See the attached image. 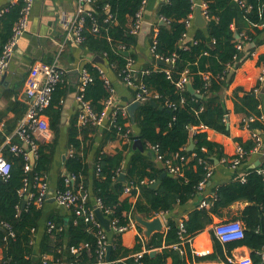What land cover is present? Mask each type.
<instances>
[{
	"label": "trees",
	"instance_id": "obj_1",
	"mask_svg": "<svg viewBox=\"0 0 264 264\" xmlns=\"http://www.w3.org/2000/svg\"><path fill=\"white\" fill-rule=\"evenodd\" d=\"M241 2L246 4L245 7L241 6ZM142 4L143 0H95L92 18L97 21L98 32L92 31L94 20L87 17L85 40L81 46L105 59L106 74L111 70L118 77L123 74L130 60L137 59L134 48L138 45V35L133 34L132 30ZM207 5L209 19L206 28L192 30L187 25L190 15L195 11L192 0H163L160 3L158 17L166 22L165 25L157 24L151 33L154 36V31L157 32L153 64L145 66L134 78L136 83L142 82L159 93L160 98L156 100L158 106H153L152 102L142 104L136 111L134 123L128 113L124 115L119 110L115 124L109 122L102 129L92 124L79 126L77 117L71 120L67 147L73 149L74 154L65 162L67 174L59 175L57 189L72 187L67 186L65 181L68 174L75 177L74 186L90 189L92 196L102 202L103 213L105 214L106 209L111 210L109 218L118 219L123 225L128 223L130 212L152 220L160 214H170L177 207L184 206L199 196L198 186L208 172L205 161L214 165L216 160L222 163L224 158L229 157L223 153L219 144L208 139L205 132L195 129L204 127L229 134L226 125L228 110L222 95L233 81V76L229 77L231 70L239 69L255 51L253 48L245 53L244 50H238L236 44L244 42L245 45L254 43L258 46L264 43V39H261L264 34V0H207ZM23 6L24 2L20 0L17 4L3 7L6 10L0 15V57L14 34V26L21 16ZM236 34L239 39L235 38ZM188 37L191 41L186 42ZM152 42L150 40L149 47ZM120 47H124L129 56ZM157 55L176 57L172 79H168L164 67H155ZM258 64L264 67V55L259 58ZM85 67L93 82L87 86L83 98L100 114L105 109V102L111 97V91L95 65L89 63ZM185 70L190 71L195 95L176 87L175 82ZM66 93L62 82L53 94L50 106L44 110L50 118L54 138L48 143L36 141L38 157L30 172L31 177L46 178L51 170L59 145L62 101ZM235 112L244 113L246 121L251 116L257 117L255 122L249 124L250 129L264 131V122L258 119L264 114L261 100L255 96L246 94L237 100ZM133 125L137 129L136 138L142 140L144 151L136 150L127 158L132 144L123 135ZM99 131L102 141L96 153L95 166L91 168L86 159L93 136ZM119 139L122 149L116 153L104 150L107 144ZM192 141L195 148L189 152L188 147ZM2 143L3 140L0 139V146ZM239 144L248 152L255 147L254 141ZM154 147L165 160L173 158L174 164L180 169L178 175L171 174L159 163L157 155L151 151ZM177 153L186 160L175 159L174 154ZM3 156L11 165V172L8 179L0 181V222L10 224L15 236L4 240L7 233L0 230V264H42L39 255L51 253L60 256L57 252L65 243L68 246L90 243V250L72 256L71 260H77L80 264L95 263L98 249L94 235L96 229L92 228L91 232L92 225L74 215L63 216L58 210L51 211L46 222H53L57 227L64 226L65 231L49 233L45 228L39 249L35 251L33 230L39 229L44 217V207L38 208L32 204L22 209L23 201L19 190L26 178L24 152L15 154L6 146ZM222 164L228 166V163ZM243 170L241 167L230 182L218 186L212 195L204 197L211 203L209 208L198 205L187 217L181 218L186 230L184 236L191 240L212 225L215 218L222 221L239 220L244 227L245 236L242 240L223 244L212 232V253L198 256L193 253L189 243L180 245L182 253L173 248V245L182 242L179 220L168 217L165 231L153 234L144 242L135 236V243L131 247L123 242L126 234L110 233L113 244L111 264H116L123 258H126V264H167L169 260L172 264H195L202 261L232 264L228 257H233L234 251L239 247H247L251 251L253 264H263L264 175L261 171L264 170V161L256 169ZM122 171L126 173L128 182L140 185V195L135 203L129 197H122L125 188L124 183L119 181ZM240 171L245 172V181L239 176ZM163 174L166 175L159 187L151 189L150 185ZM241 202L248 205L235 213L233 206ZM138 230L142 233L144 228L138 226ZM153 250L157 251L155 256L150 255ZM143 251L145 253L137 261L134 255Z\"/></svg>",
	"mask_w": 264,
	"mask_h": 264
},
{
	"label": "built area",
	"instance_id": "obj_2",
	"mask_svg": "<svg viewBox=\"0 0 264 264\" xmlns=\"http://www.w3.org/2000/svg\"><path fill=\"white\" fill-rule=\"evenodd\" d=\"M240 1V0H237ZM20 2V0H12L10 4L14 5ZM24 6L21 11V16L17 23L14 26V34L12 38L5 45L4 52L0 57V79L7 71L12 56L18 46L21 38L27 33L29 29V21L33 12V8L35 5V0H23ZM148 0H143L142 7L137 14V23L133 28V34L139 35L143 21V14L145 8L147 6ZM78 8L76 13L65 21V28L67 29V39L73 40L78 44H82L85 40L84 31L86 26V18L91 17L94 14L95 10V0H77ZM245 3L241 2V6L245 7ZM6 8L0 10V15L5 12ZM203 16L209 19L208 14V5L207 0H205L203 4ZM160 22H166L165 19L159 18ZM93 21V29L92 31L98 32V24L97 21L92 18ZM187 25L191 27V15L190 20L187 21ZM154 36H151L152 45L150 46V51L154 54L155 46L157 44L156 35L157 32L154 31ZM189 38V37H188ZM214 44V42H213ZM244 42H238L236 47L238 50L242 51L245 48ZM125 51L124 47H120ZM156 64L155 67L158 68L159 62L164 63L163 70L166 72L168 79H172V70L174 68V64L176 61V57H163V56H155ZM134 64L133 60H130L126 69L122 72L123 74H119L118 78L122 80L125 86L130 89L133 93V102H140L144 104L146 102H156L160 98L158 92L152 90L144 83H136L134 78L136 77L134 70L132 69ZM106 84L109 86L111 91V97L105 102V109L100 114L97 113L90 105L89 102L85 101L83 98V93L85 92L87 86L93 82V78L89 73L86 67H83L79 71V84H78V101L81 103V112L79 113V126H85L87 124H92L95 126H99L104 128L107 126L109 122L115 124L117 111L121 110L124 115L128 113V108H113V96L115 93V89L112 87L111 81L108 78V75L105 72V66L102 64L95 65ZM163 67V66H162ZM64 71L61 69L56 62L51 64H39L33 67L28 75L26 81V94L29 99L27 114L25 119L21 122L14 135L8 137L7 146L10 147V151L19 154L23 153L25 155V173L26 178L24 179V184L22 188L19 190V196L22 201L27 205H35L38 208H43L45 204L49 200H54L59 208L66 210L67 215H74L77 219H81L86 224L92 225V228L96 229L94 235L97 238L98 249H97V260L93 264H111L110 260H107V252L108 248L111 247L113 250V244L111 238L109 237L110 233H114L117 235L126 234L131 230L137 231V236L144 242L147 238L145 235V230L140 233L138 230V226H140L136 220V216L130 212L128 214V223L123 225L120 223L118 219L109 218L111 215V210L106 209L105 214L103 213V204L99 199H96L92 196L91 191L87 190L83 186L75 187V177L68 175L66 179V185L72 187H68L67 189H57L54 192H50L49 183L47 181V177L36 176L31 177L30 172L33 169V165L31 163V155H34L35 160L37 159V149L38 145L36 141L40 142H51L54 138V134L50 129V124L48 120L45 118L44 110L47 109L53 99V94L55 93L58 85L63 82ZM207 78V77H206ZM261 81H264V77L261 78ZM176 87L181 90H187L189 84H191L190 71L185 70L181 77L175 82ZM172 106H175L171 104ZM170 108H172L169 105ZM257 117L251 116L246 123L249 125L250 123L255 122ZM258 119L264 121V114L261 115ZM250 128V127H249ZM195 128H192L194 130ZM264 133V131H262ZM132 135L133 138L130 136ZM126 140L130 144L136 142L137 138L133 132L132 127H129L125 134L123 135ZM132 138V139H130ZM252 141L255 143V147L248 152L241 145L238 146L236 153L233 157L224 158L222 163H228V167L235 173H237L243 165V160L252 153H259L261 151V146L263 143V134L261 132H256L252 130ZM28 147V149L25 148ZM204 151L206 149H203ZM152 153L157 155V160L159 163H162L164 167H166L171 174L178 175L180 173V169L174 164L173 158L165 160L164 157L157 153L156 147L152 148ZM74 154V150L70 148L69 156ZM175 159L186 160L184 156H180L179 153L174 154ZM206 167L208 169L207 175L205 179L199 184L198 189L200 193H202L206 187V184L213 177L214 174V165L209 161H205ZM11 172V165L3 156V150H0V179L6 180L9 178ZM126 174L122 171L121 174ZM264 175V170L261 171ZM239 176L243 181H245L246 174L243 172H239ZM145 185V182H142ZM124 193L130 198L131 202L135 203L140 195V185L128 182L127 179L124 182ZM199 206L201 208H209L211 203L208 202L205 198L201 199ZM96 210H101L105 218L110 220V232H107L102 223L96 217ZM155 218H159L162 222H164V214H160ZM154 218V219H155ZM153 220V219H152ZM77 221V220H76ZM75 221V223H76ZM184 221L182 219L179 220V228L182 242L179 245H173L174 249L183 251L180 249V245H184L189 243L192 245V240L187 239L184 236L186 230L184 226ZM0 227L4 229L7 233L4 240H7L10 237H14L15 233L10 224L5 222H0ZM142 227V226H141ZM46 228L49 233L56 232H64L65 227L59 226L57 227L55 223L48 222L46 224ZM143 228V227H142ZM215 236L223 243H229L233 241L242 240L245 236L244 227L241 221L239 220H229L222 221L214 227L213 230ZM33 233L36 235V229L33 230ZM34 235V236H35ZM53 235V234H52ZM90 243H81L78 246H68L65 243V246L58 250L57 255L51 253H45L40 256L42 264H80L77 260H71L72 256H78L84 250H90ZM145 251L135 254L134 257L138 261ZM262 259L264 260V251L261 253ZM228 261L232 264H253L250 256L245 257H228ZM126 258H123L117 262L116 264H126ZM87 264V263H82ZM224 264V263H223Z\"/></svg>",
	"mask_w": 264,
	"mask_h": 264
},
{
	"label": "crops",
	"instance_id": "obj_3",
	"mask_svg": "<svg viewBox=\"0 0 264 264\" xmlns=\"http://www.w3.org/2000/svg\"><path fill=\"white\" fill-rule=\"evenodd\" d=\"M11 1L12 0H0V9L6 7ZM162 1L163 0H148L145 8L143 21L152 24V31L154 27L160 23L158 8ZM192 2L195 11L191 14V29L196 30L202 28L199 25L200 22L197 17V6H200L203 11L205 0H192ZM77 8V0H35V5L29 21V29L16 47L9 67L4 74L6 76L5 79L3 80L4 75L0 79V139L3 140L0 150L2 151L4 147L7 146L6 141L8 137L14 135L15 131L26 117L29 104V99L26 94V81L31 69L39 64H51L57 61L59 67L64 71L63 84L66 87L67 93L62 101L63 108L60 123L59 145L51 170L46 178L49 183L50 192L57 190L59 175L67 174L64 165L70 154V149L67 147L68 129L71 120L76 117L78 119L79 113L81 112V103L78 101L79 71L85 67L86 64H100L95 61L96 56L99 55H95L83 49L81 46L82 44L67 39L65 21L76 13ZM261 39H264V34L261 36ZM150 40L151 34L146 38L145 43L141 44L138 35V45L134 48L137 59L134 61L132 67L136 76L145 66L153 64V54L149 47ZM254 48L255 51L251 54V57L246 59L239 69L235 70L232 83L224 89L222 95L224 104L228 110L226 125L229 134L204 127L195 129L196 131L200 130L205 132L210 141L219 144L227 157H233L235 155L240 145L239 142L246 144L252 141V130L246 123L247 118L245 114L235 112L236 101L246 94H251L261 100V108L264 112V93H262L264 81H261V78L264 77V67L258 64L259 58L264 55V43L258 46L255 45ZM251 49L253 48H249L248 44L245 46L244 51L248 53ZM107 75L111 81L112 87L115 89L113 108H128L131 104V99H133L132 91L128 89L122 80L111 70L107 71ZM44 115L50 124V118L46 114ZM132 129L135 136H137V129L134 125ZM261 133L263 134L261 151L248 155L247 160L242 165L244 170L256 169L260 167L264 161V133ZM93 138V141L90 143L91 150L86 159L91 168L95 166L96 153L102 141L101 131L96 133ZM134 143L135 142L132 143L129 149L127 158H129L133 152L139 150L134 148ZM120 149H122L120 139L112 141L104 148V150L109 153H116L117 150ZM127 161L128 159L124 163L125 166L127 165ZM214 167L213 177L206 184L204 191L199 193L197 198L191 200L184 206L177 207L170 214H164V222H162L164 231L167 229L166 220L168 217H173L177 220H180L184 216L187 217L188 213L199 205L202 198L207 195H212L215 188L232 180L234 172L228 166L216 160ZM88 190L91 191L90 189ZM122 197L128 198L126 195ZM247 205L248 204L244 202L237 203L233 206V210L236 213L239 210H243ZM53 210H58L63 216L67 215L66 210L59 208L54 200H49L45 204L44 217L34 236L35 251H38L45 232L47 224L46 217ZM220 222H222V220L215 218L212 225L192 240L191 247L193 253L198 256H204L214 251L212 232L214 227ZM135 236H137L136 230H131L126 233L123 238L124 244L130 247L133 246L135 243ZM250 255L251 251L247 247H239L234 251V256L236 257ZM167 264H172V261L169 260ZM195 264L223 263L202 261Z\"/></svg>",
	"mask_w": 264,
	"mask_h": 264
},
{
	"label": "water",
	"instance_id": "obj_4",
	"mask_svg": "<svg viewBox=\"0 0 264 264\" xmlns=\"http://www.w3.org/2000/svg\"><path fill=\"white\" fill-rule=\"evenodd\" d=\"M197 17L199 19V25L202 27V28H206L207 26V19L203 16V13H202V9L200 6H197ZM161 25H165V22L161 21L160 22ZM152 33V24L149 23V22H144L143 25H142V28L140 30V33H139V42L141 44H144L145 41H146V38ZM235 38L236 39H239V35H235ZM191 41L190 38H187L186 39V42H189ZM255 47V44L254 43H251L249 44V48H254ZM125 55L126 56H129V52H125ZM95 61L97 63H100L102 65H105V60L100 57V56H96V59ZM159 66H166L164 63L162 62H159L158 63ZM235 70H231L230 74H229V77L231 78L234 74ZM5 75L3 77V80L5 79ZM137 77V76H136ZM187 90L192 94V95H195V90L193 88V86L191 84L188 85L187 87ZM262 93H264V89L262 90ZM198 96V95H197ZM142 104L140 102H133V99H131V104L130 106L128 107V113L131 117V120L133 121V123L135 122V118H136V111L137 109L141 106ZM152 105L153 106H158V104L156 102H152ZM163 109V108H162ZM26 149H28L27 146H25ZM134 148L135 149H139L140 151H144V146H143V143H142V140L141 139H137L136 142L134 143ZM195 148V145H194V142L192 141L188 147V151L191 152L193 151ZM31 163L32 165H34L35 163V158H34V155H31ZM166 174H163L161 176V178L159 180H157L156 182H154L153 184L150 185V188L151 189H157L159 187V185L161 184V180L165 177ZM1 181V179H0ZM119 181L120 182H125L126 181V174H121V176L119 177ZM26 203L23 202L22 203V209L25 207ZM96 217L97 219L102 223V225L104 226V228L106 229L107 232H110V220L108 218H105L103 213L101 212V210H96ZM136 220L138 222V224L140 226H142L145 230V235H146V238H150L153 234L155 233H162L164 231V225L162 223V221L159 219V218H155L153 220H147L145 218H143L142 216H139L137 215L136 216ZM0 230L1 231H4L3 228L0 227ZM111 252H112V248L109 247L108 248V252H107V260H110V256H111ZM157 253L156 250H153L150 252V255L151 256H155Z\"/></svg>",
	"mask_w": 264,
	"mask_h": 264
}]
</instances>
